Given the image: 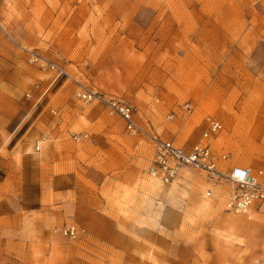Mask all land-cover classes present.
Returning <instances> with one entry per match:
<instances>
[{
	"label": "rangeland",
	"instance_id": "rangeland-1",
	"mask_svg": "<svg viewBox=\"0 0 264 264\" xmlns=\"http://www.w3.org/2000/svg\"><path fill=\"white\" fill-rule=\"evenodd\" d=\"M81 85L184 147L210 115L223 163L264 167V0H0V264H264V208L228 212L188 170L159 183Z\"/></svg>",
	"mask_w": 264,
	"mask_h": 264
},
{
	"label": "built area",
	"instance_id": "built-area-1",
	"mask_svg": "<svg viewBox=\"0 0 264 264\" xmlns=\"http://www.w3.org/2000/svg\"><path fill=\"white\" fill-rule=\"evenodd\" d=\"M41 68H48L55 72L56 77L65 72L53 62L33 56ZM29 97V94H26ZM77 98L84 103H97L105 107L111 114L118 116L123 121L124 130L131 135L142 136L147 139L152 147V157L147 169V174L157 179L162 185H170L184 170L202 176L206 182L216 187L225 188L224 210L241 214L250 210L264 208V167L252 168L240 164H225V154H220L212 148V140L223 130L222 123L208 115L205 118L204 128L198 138L189 147L176 144L172 139H164L151 130L146 129L138 120L137 108L123 99L107 96L92 90L86 85H81L76 93ZM167 119L171 120L178 115L191 113L193 104L186 101L177 106ZM90 141L87 133L73 134V140ZM37 149L39 147L37 146ZM210 196L212 189H207ZM63 236L74 239L80 234L77 226L70 224L62 228Z\"/></svg>",
	"mask_w": 264,
	"mask_h": 264
},
{
	"label": "bare ground",
	"instance_id": "bare-ground-1",
	"mask_svg": "<svg viewBox=\"0 0 264 264\" xmlns=\"http://www.w3.org/2000/svg\"><path fill=\"white\" fill-rule=\"evenodd\" d=\"M156 180H157V179H156ZM158 182H159V181H158ZM173 182H174V181H173ZM173 182H172V183H173ZM159 183H160V182H159ZM172 183H171V184H172ZM171 184H170V185H171ZM206 196H207V195H206Z\"/></svg>",
	"mask_w": 264,
	"mask_h": 264
}]
</instances>
